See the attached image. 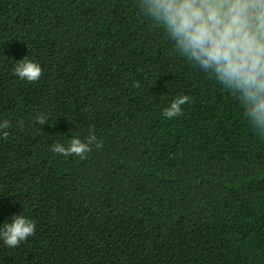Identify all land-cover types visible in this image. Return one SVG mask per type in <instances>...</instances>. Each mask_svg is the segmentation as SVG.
Instances as JSON below:
<instances>
[{"label":"trees","instance_id":"1","mask_svg":"<svg viewBox=\"0 0 264 264\" xmlns=\"http://www.w3.org/2000/svg\"><path fill=\"white\" fill-rule=\"evenodd\" d=\"M0 118V224L36 222L0 264H264V138L135 0H0ZM89 131L83 160L49 150Z\"/></svg>","mask_w":264,"mask_h":264},{"label":"clouds","instance_id":"2","mask_svg":"<svg viewBox=\"0 0 264 264\" xmlns=\"http://www.w3.org/2000/svg\"><path fill=\"white\" fill-rule=\"evenodd\" d=\"M139 13L163 30L171 49L239 101L247 124L264 138V0H135ZM20 81L41 78V65L27 56L12 69ZM188 95L174 96L161 109L165 119L178 118ZM49 117L40 113L36 124ZM8 119L0 118V137H7ZM71 131V130H70ZM99 148L94 132L81 139L71 134L67 143L49 146L54 154L85 159L92 146ZM35 220L19 213L0 224V241L9 248L34 235Z\"/></svg>","mask_w":264,"mask_h":264}]
</instances>
